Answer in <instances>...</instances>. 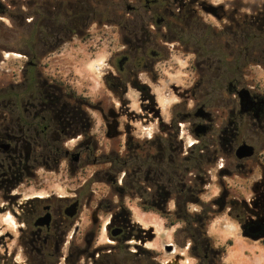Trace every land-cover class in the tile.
<instances>
[{"label":"flooded vegetation","instance_id":"flooded-vegetation-1","mask_svg":"<svg viewBox=\"0 0 264 264\" xmlns=\"http://www.w3.org/2000/svg\"><path fill=\"white\" fill-rule=\"evenodd\" d=\"M137 2L141 3L142 0ZM186 2L180 3L184 5ZM151 4H156V1L144 0V6L148 10L151 9ZM170 6L168 3L162 8L163 16L158 11L152 12L150 20L155 18L156 23V20L163 17L161 24H164L165 16L170 13ZM22 7L23 24L29 28L25 29V40L17 70L18 79L0 83V86L18 88L12 100L0 104V199L8 202L12 209L15 206L18 210L17 212L13 209V213L14 218L19 222L18 241L22 262L15 260L16 252H13L10 259L3 258L6 254L0 256V264H8V260H13L11 264H79L82 259L84 264H149L146 263L148 257L158 255L145 246L147 240L153 239L152 231L132 223L129 211L123 206L112 214L106 228L109 238L114 241L111 248L91 249L96 236L94 232L83 233L81 245L75 242L79 235V229H74L75 218L81 207L80 200L75 195L51 194L24 198L21 190L19 193L16 192L19 188L25 190L27 171L41 166L50 170L58 169L62 156L68 158L75 167L80 162L83 166L89 165L91 155L92 165H114L104 170V182L116 186L117 202L136 201L141 206L147 207V211L143 212L156 213L166 219H180L183 222L185 218H195L198 228L195 230L196 233L190 235L192 243L186 247L194 260L193 264H222L219 261L221 255L218 252L219 248L203 230V219L213 214L236 220L246 236L264 240V169L259 185L260 195L252 199L251 204L230 197L223 184H220V194L207 200L212 205H203L202 186L206 181L203 164H216L218 153L232 154L234 148L235 110L234 106H230L233 100L226 99L224 109L219 111L213 110L212 103L205 98L216 94L219 90L218 86H209V90L207 89V92L199 97L193 95L192 98H195L193 112H185L180 119L187 121L188 124L191 118L201 120L203 123L190 125V132L198 141L196 145L191 144L188 147L183 146V136L180 135L182 130L179 125L175 128V132H170L163 125H159V129L143 138L142 146L135 140L136 136L133 135L130 124L125 126L124 132L120 130L119 119L126 114V111L121 109L125 107L122 99L119 110H114L113 105L110 108L106 104H97L93 109L99 113L103 121L106 138L121 139V136L125 135L122 151L110 154L103 151L100 159H97L94 153L98 150V145L93 140L96 135L92 131L94 124L90 116L92 107L90 100L85 95L75 92V85L69 81V77L65 80L59 79L60 71L54 70V61L51 58L55 51L71 42L74 37L86 38L89 35L92 19L86 0H54V2L24 0ZM32 7L34 9L27 14L28 8ZM134 9L127 6L128 11ZM210 9L205 7L207 11ZM3 12L4 7L0 2V13ZM218 12L215 9L213 14L218 15ZM30 14L31 17L28 19ZM253 19L255 24L264 23V17ZM133 46V53L143 49L141 56L131 58V52H116L106 64L107 68L102 73V83L103 86H111L114 90L122 91L123 94H126V86H133L141 94L143 101L150 103L151 108L154 109V97L149 94L148 85L139 82L138 71L151 72L160 61V54L155 50L147 52L148 48L142 45L139 39L133 40ZM146 65L149 67H145ZM201 66L200 62L195 70L200 72ZM15 74L14 71L13 75ZM197 74L203 79L201 73ZM155 76L157 77V74ZM238 91H241L239 95H237ZM228 93L237 96L238 116L253 118L256 123L264 121L262 93L254 90L253 87L237 90L232 84L228 87ZM151 112L153 114V110ZM225 113L227 124L222 127L215 125V130L209 136L213 150L207 151L208 147L203 139L211 132L215 122L225 116ZM172 138H176L175 141L178 138L179 141L173 144ZM64 139L80 140L72 146L73 148L64 149ZM243 145L245 143L242 142L237 146L234 151L235 156L246 154L244 150H239ZM11 165L18 172L11 174ZM218 169L221 176L230 173L224 164ZM190 170H194V173ZM75 201H78L76 213L69 216L66 210ZM188 203L200 204L202 210L189 214ZM214 206L216 210L212 211L211 208ZM256 227L259 228L257 231H251ZM131 240L134 242H129ZM185 246L184 244L183 247ZM121 250L127 251L122 257L118 254ZM167 250L170 251L171 248ZM177 261L178 259L173 264H177Z\"/></svg>","mask_w":264,"mask_h":264},{"label":"rangeland","instance_id":"rangeland-1","mask_svg":"<svg viewBox=\"0 0 264 264\" xmlns=\"http://www.w3.org/2000/svg\"><path fill=\"white\" fill-rule=\"evenodd\" d=\"M176 1L187 0H172ZM0 2L4 7V12L0 13V83H5L18 79L17 70L25 29L29 26H24L22 20L24 0ZM86 6L92 19L89 35L86 38L74 37L71 42L55 51L51 58L54 61V70L60 71L59 79L65 80L69 77V81L75 85V92L90 100V116L94 124L92 131L96 135L93 140L98 145L95 158L100 159L103 151L107 154L122 151L125 138L124 134L121 139L106 138L103 121L93 109L95 105L106 104L119 110L122 99L125 107L121 109L126 114L119 119L120 130L124 132L125 126L130 124L133 135L136 136L135 140L142 146L143 138L159 129V125H163L170 132H175L179 125L183 146L188 147L191 144L196 145L198 141L192 136L190 125L203 121L191 118L188 124L180 118L185 112H193L194 94L199 97L209 90V86H218L216 94L205 98L212 103L213 110L219 111L224 109L226 99L233 100L230 106H234L235 110L234 148L232 154L218 153L216 164H203L206 179L202 186L203 205H212L207 200L220 194V184H223L230 197L251 204L252 199L260 195L259 185L264 169V121L256 123L253 118L238 116L237 96L234 93L227 94V91L232 84L237 90L253 87L264 95V23H253V18L264 17V0H197L194 16L182 22L178 28L174 27L177 23L166 16L165 23L161 25L155 23V18L150 20L154 11L163 16V9L157 4H151V9L148 10L144 6V0L141 3L137 0H86ZM127 6L135 9L128 11ZM205 7H214L219 11L218 15L208 12ZM33 9L34 7L28 8L27 14ZM28 17L30 19L31 14ZM138 39L148 48L147 52L155 50L161 57L151 72L138 71L139 82L146 83L149 94L154 97V109L150 103L143 101L141 94L133 86H126V94H123L122 91L103 86L102 83L106 64L116 52H131V58L141 56L142 48L133 53V40ZM15 54L19 57L14 56ZM200 62L202 66L199 72L195 69ZM197 73H201L203 79ZM17 91V86H0V104L12 100ZM225 117L226 113L215 122L211 132L203 139L208 147L207 151L213 150L209 143L210 134L215 130V125L222 127L227 124ZM175 139L171 140L173 144L179 141L178 138L177 141ZM79 140L64 139L63 148L71 149ZM242 142L253 147V155L249 158L238 159L234 155L237 146ZM92 159L91 155L89 165L83 166L80 162L75 167L68 158L62 156L58 169L50 170L41 166L27 171L25 190L19 188L16 192L21 190L24 198L51 194L75 195L81 204L75 218L74 229H79L75 242L81 245L83 233L94 232L96 236L91 249L111 248L114 241L109 238L106 228L112 214L123 206L129 211L132 223L153 233V239L147 240L145 246L158 255L148 257L146 263L173 264L178 259L177 264H193L194 260L186 247L192 243L190 235L196 233L198 228L196 219L185 218L183 222H176L170 227L167 226L169 221L166 218L156 213L143 212L140 203L136 201L117 202L116 186L104 182V170L114 165H92ZM222 164L230 171L229 175H220L218 167ZM190 171L194 173V170ZM122 175L123 173L119 176L120 179ZM13 209L18 212L15 206ZM13 209L8 202L0 199V256L6 254L3 258L10 259L11 254L16 252L15 260L22 262L18 241L19 222L14 218ZM187 210L189 214H195L202 209L200 204L188 203ZM211 210L215 211L216 207ZM203 221V230L219 248V261L222 264H264V240L246 236L236 220L213 214ZM169 247L170 251L167 250ZM130 249L134 250L133 247ZM126 253L125 250L118 252L120 257ZM12 261L8 260V264ZM83 261L84 259L79 264H84Z\"/></svg>","mask_w":264,"mask_h":264},{"label":"trees","instance_id":"trees-1","mask_svg":"<svg viewBox=\"0 0 264 264\" xmlns=\"http://www.w3.org/2000/svg\"><path fill=\"white\" fill-rule=\"evenodd\" d=\"M155 1H156V4L158 6H161L162 8L166 6L168 3H170L171 5L169 8L170 13L168 12L166 17H168V19H170L171 21H174L175 23H177V25L174 24L175 25L174 27H177V28L182 22L193 17L195 14L194 6L196 5L197 0H188L184 5H182L178 1H176V3L172 2V0H155ZM43 156H46V155L43 154ZM11 171H12L11 174H13L14 172H18V170H15L12 165H11ZM140 208L143 211H147V207L145 206L140 205ZM167 220L169 221L167 223V226H170V227L174 225L176 222L182 221L180 219H173V218H169Z\"/></svg>","mask_w":264,"mask_h":264},{"label":"water","instance_id":"water-1","mask_svg":"<svg viewBox=\"0 0 264 264\" xmlns=\"http://www.w3.org/2000/svg\"><path fill=\"white\" fill-rule=\"evenodd\" d=\"M211 9L210 10H208V12H211L212 14L214 13V10H215V8L214 7H210ZM129 9V8H128ZM163 21V17H161V18H159L158 20H156V24H161V22ZM242 91V90H241ZM241 91H238L237 92V95H239V93L241 92ZM239 150L240 151H245L246 152V154L245 155H242V156H237V158L238 159H242L243 157H246V156H251L252 155V153H253V147L252 146H248V145H243L242 147H239ZM77 205H78V201H75L71 206H70V208L68 209V210H66V214L67 215H69V216H73L75 213H76V207H77ZM259 228L258 227H256V228H254V229H252L251 231H257ZM113 234H115V233H113Z\"/></svg>","mask_w":264,"mask_h":264},{"label":"bare ground","instance_id":"bare-ground-1","mask_svg":"<svg viewBox=\"0 0 264 264\" xmlns=\"http://www.w3.org/2000/svg\"><path fill=\"white\" fill-rule=\"evenodd\" d=\"M14 56H17V57H19V55H16V54H15Z\"/></svg>","mask_w":264,"mask_h":264}]
</instances>
